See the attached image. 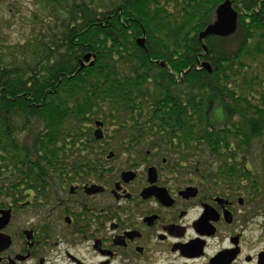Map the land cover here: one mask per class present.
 I'll use <instances>...</instances> for the list:
<instances>
[{"label":"trees","instance_id":"1","mask_svg":"<svg viewBox=\"0 0 264 264\" xmlns=\"http://www.w3.org/2000/svg\"><path fill=\"white\" fill-rule=\"evenodd\" d=\"M21 1H0V171L150 151L213 159L220 179L252 184L249 164L264 159V0H230L236 32L202 41L225 0ZM97 121L114 142L95 138Z\"/></svg>","mask_w":264,"mask_h":264},{"label":"flooded vegetation","instance_id":"2","mask_svg":"<svg viewBox=\"0 0 264 264\" xmlns=\"http://www.w3.org/2000/svg\"><path fill=\"white\" fill-rule=\"evenodd\" d=\"M105 127L101 145L114 142ZM255 160L252 184H230L213 159L150 151L13 159L0 171V264H264Z\"/></svg>","mask_w":264,"mask_h":264},{"label":"water","instance_id":"3","mask_svg":"<svg viewBox=\"0 0 264 264\" xmlns=\"http://www.w3.org/2000/svg\"><path fill=\"white\" fill-rule=\"evenodd\" d=\"M237 19H238V14L237 12L232 8L231 1L230 0H225L222 4H220L216 9H215V21L214 23L208 25L204 31L199 33V40L202 41L207 37L210 36H217L221 38H226L231 35H233L236 32L237 29ZM137 44L141 47L142 46V40H138ZM205 50V48L203 47ZM91 56L87 55L83 58L84 63H89ZM83 62L81 61L80 64L83 66ZM92 65V63H90ZM201 67L203 69H206L207 71L210 70V66L206 63H202ZM95 126L97 128L95 132V136L98 139H101L103 137L102 132H101V127L103 124L101 122H96ZM114 154L113 152L109 153V157H112Z\"/></svg>","mask_w":264,"mask_h":264},{"label":"rangeland","instance_id":"4","mask_svg":"<svg viewBox=\"0 0 264 264\" xmlns=\"http://www.w3.org/2000/svg\"><path fill=\"white\" fill-rule=\"evenodd\" d=\"M30 0H22L21 2H19L17 5H23L24 6V8L25 9H27V7H30ZM2 5H6V7H8V9L9 8H13L14 6H15V3H13V2H7V3H1ZM1 11V10H0ZM4 11H5V9L4 10H2L1 12L2 13H4ZM219 118L221 119L222 118V114L220 113V116H219ZM217 121H218V114H217V119H216ZM107 129H108V127H105V129H104V132L106 133V131H107ZM34 131H35V127H34ZM33 136H34V132L32 133V135L29 137V138H33ZM31 139H29L28 141L30 142V140ZM115 152V151H114ZM257 162L258 161H256L255 159H253V161L251 162V164H249V167L251 166V169H252V171H258V168H257Z\"/></svg>","mask_w":264,"mask_h":264}]
</instances>
